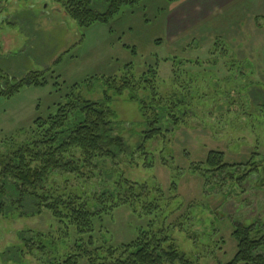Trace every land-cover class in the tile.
Instances as JSON below:
<instances>
[{"label": "rangeland", "instance_id": "1", "mask_svg": "<svg viewBox=\"0 0 264 264\" xmlns=\"http://www.w3.org/2000/svg\"><path fill=\"white\" fill-rule=\"evenodd\" d=\"M191 1L142 0L134 8L124 6L109 23L81 28L55 0H0V70L15 77L47 71L48 79L0 98V153L26 142L35 120L54 114L68 97L103 100L106 79L127 71L140 88L137 95L153 104L144 79L157 71L154 108L164 135L145 143L152 167L139 150L144 125L138 103L129 98L132 90L110 91L125 152L117 161H97L91 178L56 173L46 187L91 204L95 194L115 191L119 172L160 188L176 197L160 218L174 228L178 248L203 264H224L237 251L231 224L264 223V0L207 3L208 11L177 25L176 14ZM92 6L102 12L107 4L94 0ZM173 103L187 107L170 111ZM210 150L223 151L237 167L206 183L193 166ZM234 171L252 174L237 182L230 179ZM222 178L225 185L215 183ZM4 201L10 204L11 195ZM35 205L27 198L0 215V264H60L68 254L73 231L49 211L36 214ZM160 218L156 229L164 224ZM150 221L139 210L119 207L99 222L101 240L129 242Z\"/></svg>", "mask_w": 264, "mask_h": 264}, {"label": "trees", "instance_id": "2", "mask_svg": "<svg viewBox=\"0 0 264 264\" xmlns=\"http://www.w3.org/2000/svg\"><path fill=\"white\" fill-rule=\"evenodd\" d=\"M55 1L81 28H88L98 22L109 23L124 6L134 8L142 2L105 0L107 7L105 11L99 12L92 6L94 0ZM166 1L174 3L181 0ZM156 79L157 71L152 72V77L145 76L144 79V86L150 87L147 90L153 104L149 105L137 95V89L140 88L129 77L128 71L125 77L119 79L109 77L106 79L107 90L103 100L88 101L68 97V101L60 104L54 114L35 120L33 133L26 142L12 151L0 153V215L6 216L9 208L16 204H19L18 207L23 206L27 198L36 202V214L51 212L61 225L74 233L69 252L60 264H203L178 248L171 234L174 228L160 218L166 211L168 201L176 198L165 195L160 188H148L145 182L132 181L125 175L122 176L123 173L119 170L121 176L115 181V191L95 194L96 204H91L89 199L81 195L70 192L61 194L57 191L59 189L46 187L56 173H78L91 178L92 170L97 168V161L106 157L116 160L120 153L125 152L126 141L119 133L121 122L116 120V112L109 106L112 99L110 91L121 95L125 90H132L129 98L138 103L144 125L141 132V141L144 143H140L139 150L145 166L152 167L147 163L149 152L145 143L164 135L161 127H157L160 113L154 108L158 95L155 90ZM47 82V71H30L21 77H15L0 70V98L11 97L25 86H39ZM175 105L173 103L168 109L176 111L187 107L184 105L175 108ZM161 109L168 110L166 106ZM174 120L177 123L176 114ZM244 165L249 166L247 163ZM236 167L237 165L225 160L223 151L210 150L203 162L194 165L193 169L206 183H210L211 176L216 179ZM251 174L243 171L238 176L234 171L229 175L230 179L242 182ZM215 183L226 184L224 178L217 179ZM176 186L177 183L173 182L171 190L175 191ZM8 194L12 198L10 204L4 201ZM14 196L18 200H14ZM122 206L133 209L134 213L139 210L142 216L151 219L149 226L140 228L137 236L129 242L116 246L106 245L100 237V230L103 228L99 222L103 216ZM159 218L164 224L156 229L155 221L158 223ZM179 224L181 226L182 222ZM231 225L237 241V251L224 264H264V223ZM63 231L65 235L69 234L64 228ZM183 231H186V227Z\"/></svg>", "mask_w": 264, "mask_h": 264}, {"label": "crops", "instance_id": "3", "mask_svg": "<svg viewBox=\"0 0 264 264\" xmlns=\"http://www.w3.org/2000/svg\"><path fill=\"white\" fill-rule=\"evenodd\" d=\"M232 1H234V0H232ZM232 1H229V0H201V3H199L200 2L199 0H192L190 3H193V5L188 6V7L184 6L183 9L179 13L176 14L177 18L175 20V23L177 25H179L181 22L184 21L186 16L188 19L195 18V15L201 14L205 8H206L205 10H207V7L209 8V5H207V3H209V4H221L218 6L225 7L226 3H228V2L232 3ZM195 2L199 3V5L201 6L200 9H198V10L196 9ZM190 3H188V4H190ZM188 4H186V5H188ZM171 17L174 18V16H171Z\"/></svg>", "mask_w": 264, "mask_h": 264}]
</instances>
